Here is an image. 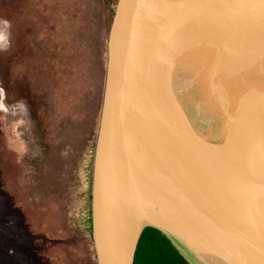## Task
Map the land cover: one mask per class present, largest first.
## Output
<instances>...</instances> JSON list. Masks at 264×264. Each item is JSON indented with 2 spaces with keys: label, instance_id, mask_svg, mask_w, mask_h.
Masks as SVG:
<instances>
[{
  "label": "water",
  "instance_id": "obj_1",
  "mask_svg": "<svg viewBox=\"0 0 264 264\" xmlns=\"http://www.w3.org/2000/svg\"><path fill=\"white\" fill-rule=\"evenodd\" d=\"M90 221L96 264L149 227L188 264H264V0H117Z\"/></svg>",
  "mask_w": 264,
  "mask_h": 264
},
{
  "label": "rangeland",
  "instance_id": "obj_2",
  "mask_svg": "<svg viewBox=\"0 0 264 264\" xmlns=\"http://www.w3.org/2000/svg\"><path fill=\"white\" fill-rule=\"evenodd\" d=\"M117 0H0V264H96L90 185Z\"/></svg>",
  "mask_w": 264,
  "mask_h": 264
},
{
  "label": "trees",
  "instance_id": "obj_3",
  "mask_svg": "<svg viewBox=\"0 0 264 264\" xmlns=\"http://www.w3.org/2000/svg\"><path fill=\"white\" fill-rule=\"evenodd\" d=\"M134 264H188L158 230L146 228L139 239Z\"/></svg>",
  "mask_w": 264,
  "mask_h": 264
}]
</instances>
